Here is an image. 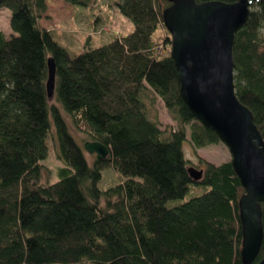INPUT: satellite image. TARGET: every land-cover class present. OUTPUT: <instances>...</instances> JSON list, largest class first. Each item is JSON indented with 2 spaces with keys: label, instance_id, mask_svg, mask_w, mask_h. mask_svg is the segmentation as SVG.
Returning <instances> with one entry per match:
<instances>
[{
  "label": "trees",
  "instance_id": "1",
  "mask_svg": "<svg viewBox=\"0 0 264 264\" xmlns=\"http://www.w3.org/2000/svg\"><path fill=\"white\" fill-rule=\"evenodd\" d=\"M64 1L85 7L92 0ZM167 5L119 0L133 31L75 54L41 27L45 0H0L13 32L6 38L0 31V264H242L243 188L231 159L214 164L195 151L222 142L180 97L162 20ZM50 57L55 88L48 100ZM233 58L236 96L264 139V0L236 33ZM157 99L175 125L160 128ZM72 128L102 143L107 158L89 164ZM49 135L63 166L56 182L41 184ZM185 141L202 164L198 181L187 171ZM106 168L121 182L102 190ZM191 184L208 189L166 206ZM262 227L253 264L264 257V210Z\"/></svg>",
  "mask_w": 264,
  "mask_h": 264
},
{
  "label": "water",
  "instance_id": "2",
  "mask_svg": "<svg viewBox=\"0 0 264 264\" xmlns=\"http://www.w3.org/2000/svg\"><path fill=\"white\" fill-rule=\"evenodd\" d=\"M166 1L162 20L171 36L170 57L177 72L179 94L193 117L214 132L229 151L243 188L238 200L240 258L242 264H253L263 239L264 139L251 111L235 93L233 45L251 6L263 0ZM47 69L46 93L51 100L55 88L51 57ZM83 148L98 160L108 156L100 142L86 141ZM187 171L194 181L203 174L194 167ZM255 264H264V257Z\"/></svg>",
  "mask_w": 264,
  "mask_h": 264
},
{
  "label": "rangeland",
  "instance_id": "3",
  "mask_svg": "<svg viewBox=\"0 0 264 264\" xmlns=\"http://www.w3.org/2000/svg\"><path fill=\"white\" fill-rule=\"evenodd\" d=\"M118 1L92 0L88 6L82 7L72 6L64 0H45L47 10L40 17L39 23L41 27L53 30L55 39L62 47L78 54L86 47L94 49L108 43L114 35L127 36L133 31L132 22L125 18L116 7ZM10 15V10L7 8L0 9V31L6 38L13 34L9 26ZM153 110L157 113L162 130L168 125H175L159 99L156 100ZM72 133L75 140L82 144V146L79 144L81 147H83L84 142L89 141L84 134L76 132L73 128ZM46 144L47 155L41 161L44 167L41 184L56 182L59 179L58 170L63 166L58 158L59 151L56 138L49 135ZM182 150L185 159L189 162L188 166L197 170L202 168V164L196 153L214 164H221L231 159L228 149L222 143L197 149L195 153L191 145L185 141ZM84 154L89 164H92L96 159L95 154H89L85 150ZM102 175L103 179L99 183L102 190L114 187L121 182L120 175L112 169L106 168ZM207 189V186L191 184L183 198L170 200L166 206L170 208L187 202L193 197L201 195ZM101 205H105V200L101 201Z\"/></svg>",
  "mask_w": 264,
  "mask_h": 264
}]
</instances>
